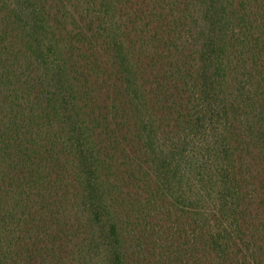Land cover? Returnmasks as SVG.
<instances>
[{"label": "trees", "instance_id": "trees-1", "mask_svg": "<svg viewBox=\"0 0 264 264\" xmlns=\"http://www.w3.org/2000/svg\"><path fill=\"white\" fill-rule=\"evenodd\" d=\"M0 264H264V0H0Z\"/></svg>", "mask_w": 264, "mask_h": 264}]
</instances>
